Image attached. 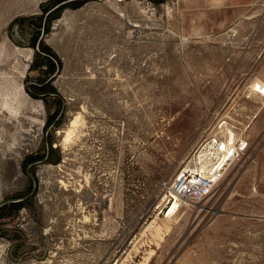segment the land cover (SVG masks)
Here are the masks:
<instances>
[{"label":"rangeland","instance_id":"374dc122","mask_svg":"<svg viewBox=\"0 0 264 264\" xmlns=\"http://www.w3.org/2000/svg\"><path fill=\"white\" fill-rule=\"evenodd\" d=\"M184 12L0 0V264H264V0L209 32ZM213 147L220 179L168 216Z\"/></svg>","mask_w":264,"mask_h":264},{"label":"bare ground","instance_id":"6f19581e","mask_svg":"<svg viewBox=\"0 0 264 264\" xmlns=\"http://www.w3.org/2000/svg\"><path fill=\"white\" fill-rule=\"evenodd\" d=\"M185 39H186L185 37L182 38V40H185ZM256 85L259 86V87L255 86V87H257V89L258 88L259 89L263 88V85H261L259 82L256 83ZM85 120H86V117H85ZM80 121H81L80 117H76L74 119V121L72 122L71 127L68 128L67 130L65 129L66 130V141L70 140L72 138V136L75 134L76 127L78 126ZM223 125H225V124H223ZM230 128H227V130L226 129L223 130V128H222V130H223L222 132H226V131L229 132V134H230V141H229L230 142V148L229 149H233V148H235V143L236 142H234V141H235L236 135H235L234 131L232 129H230ZM79 140H80V137H79ZM232 152L235 153V151H232ZM216 154H217V148L216 147H213V148H211L209 150L208 149H205V150L203 149V150H198L196 152L194 151V153L190 156V158H188V160L185 163L184 167L182 168V170H180L179 174L175 178V182H177V184L179 185L178 192L182 193L183 191L186 190L187 187H189L191 185L195 186L197 184L206 185L207 188L208 187L211 188L220 179L221 175L223 174L224 167H225L224 164L223 165H215V166L211 167L212 162H213V156H215ZM228 155H230V154H228ZM228 155L226 157L230 158L231 156L228 157ZM214 180H216V182H214ZM178 194L179 193L175 194L176 195V198H175L176 200L170 206L171 208H170V210L168 212V216H171L172 214H174L176 212V210L179 207L181 201L186 200V198H183V197H181ZM194 196H192V197H194ZM152 224H155V223H152ZM163 227L162 226L160 227V225H159L158 230H160ZM164 229H167V227L164 228ZM151 251H153V250H151Z\"/></svg>","mask_w":264,"mask_h":264},{"label":"crops","instance_id":"0c3cea01","mask_svg":"<svg viewBox=\"0 0 264 264\" xmlns=\"http://www.w3.org/2000/svg\"><path fill=\"white\" fill-rule=\"evenodd\" d=\"M255 0H181L184 17L193 24L194 32H209L230 25L238 8Z\"/></svg>","mask_w":264,"mask_h":264},{"label":"built area","instance_id":"2783aa9c","mask_svg":"<svg viewBox=\"0 0 264 264\" xmlns=\"http://www.w3.org/2000/svg\"><path fill=\"white\" fill-rule=\"evenodd\" d=\"M128 0H116V2L118 4H126ZM231 156L233 155V152L230 151L229 153ZM229 157V155H228ZM184 166H182L183 168ZM181 168V170H182ZM214 182H216V180H214ZM197 184V183H196ZM213 187V186H212ZM212 187H208L206 185H201V184H197V185H191L189 187L186 188L185 191H183L182 193L178 192V188H179V185L177 184V182L174 181L173 184H171L170 187H167L166 189L169 190V201H171V205L172 203L176 200V195L177 193H179L178 195H180L181 197L183 198H186V197H196V196H203L204 194H207L211 189ZM170 205V206H171Z\"/></svg>","mask_w":264,"mask_h":264},{"label":"water","instance_id":"95a60500","mask_svg":"<svg viewBox=\"0 0 264 264\" xmlns=\"http://www.w3.org/2000/svg\"><path fill=\"white\" fill-rule=\"evenodd\" d=\"M13 202H15V201H13Z\"/></svg>","mask_w":264,"mask_h":264}]
</instances>
